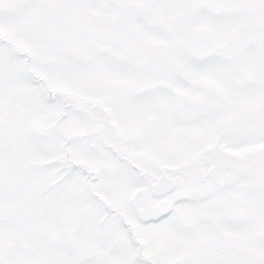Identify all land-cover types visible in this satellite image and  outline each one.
<instances>
[{
	"label": "snow or ice",
	"instance_id": "6c2138e0",
	"mask_svg": "<svg viewBox=\"0 0 264 264\" xmlns=\"http://www.w3.org/2000/svg\"><path fill=\"white\" fill-rule=\"evenodd\" d=\"M0 264H264V0H0Z\"/></svg>",
	"mask_w": 264,
	"mask_h": 264
}]
</instances>
